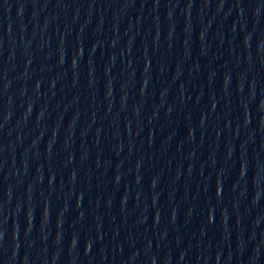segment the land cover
<instances>
[{
    "label": "water",
    "instance_id": "95a60500",
    "mask_svg": "<svg viewBox=\"0 0 264 264\" xmlns=\"http://www.w3.org/2000/svg\"><path fill=\"white\" fill-rule=\"evenodd\" d=\"M0 264H264V0H0Z\"/></svg>",
    "mask_w": 264,
    "mask_h": 264
}]
</instances>
